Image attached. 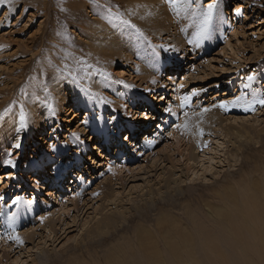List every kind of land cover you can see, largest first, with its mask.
<instances>
[{"label": "rangeland", "instance_id": "374dc122", "mask_svg": "<svg viewBox=\"0 0 264 264\" xmlns=\"http://www.w3.org/2000/svg\"><path fill=\"white\" fill-rule=\"evenodd\" d=\"M230 1L234 5L225 7L227 0H214L221 21L215 27L211 19L203 32L202 16L177 15L170 5L162 14L129 0L0 3V124L11 114L16 118L11 122L17 121L0 146V264H106L117 248L135 247L133 235L156 219L181 214L182 205L191 212L205 210L206 201H190L189 195L206 186L212 187L204 190L205 198L227 188L244 189L249 207L255 206L253 215L263 220L250 223L264 237V107H219L240 96L250 100L253 92L264 97V0ZM212 2L195 0L193 10L205 12ZM98 3L110 5L112 16L122 14L131 26L114 20ZM248 75L255 77L251 83ZM163 90L165 103L154 106ZM71 92L80 99L75 111L67 103ZM27 96L35 100L25 104L22 97ZM54 96L65 99L63 107L44 116L46 121L35 116L32 122L26 106L41 102L53 108ZM185 96L191 97L187 105L182 104ZM22 111L28 117L24 129ZM185 112L186 132L177 128ZM69 118L74 123L66 126ZM36 123L43 129L41 143L32 141ZM97 125L100 134L90 130ZM158 125L162 128L156 130ZM78 131L83 134L75 141ZM16 142L20 148L11 147ZM25 143L37 147L20 156ZM53 146L60 150L54 158ZM96 147L102 151L95 152ZM8 152L14 168L4 163ZM45 157L49 174L32 182ZM104 215L113 222L93 232ZM180 217L181 230L194 232ZM54 229L60 233L52 238ZM13 234L23 243L10 239Z\"/></svg>", "mask_w": 264, "mask_h": 264}, {"label": "bare ground", "instance_id": "6f19581e", "mask_svg": "<svg viewBox=\"0 0 264 264\" xmlns=\"http://www.w3.org/2000/svg\"><path fill=\"white\" fill-rule=\"evenodd\" d=\"M129 1L133 3H138V5L146 7L147 10H151L152 13L159 11L160 13L163 14L166 12L167 8L169 9V6H168L169 4L165 2L166 0H129ZM227 3L228 4H226L225 7L229 5L230 6L234 5V2L230 0H227ZM215 12L216 14L213 13L211 19L212 20L214 19V22H216L215 27H217L221 21L222 16H221V11L219 9L217 10L215 9ZM171 25L174 26L173 24ZM116 38H119V37H114L113 39L115 40ZM109 48H110V43H108L106 47L102 48V52L103 50L107 51ZM144 70L146 71V73H148L150 68L146 67L144 68ZM147 80H149V78ZM152 83H155V82H152ZM69 84H71V82ZM92 84H93L92 82H89V86L93 87ZM23 86L25 87V85ZM69 89L72 90L70 86L68 90ZM164 92H166V90L161 91V93L157 97V100L155 102H152L154 106L158 105L157 107H159L160 103L162 104L165 103L167 96L166 94H164ZM71 94H72L70 98L71 100L68 101L67 103L70 104V106H74L73 110L75 111L76 105L78 104L80 99L77 93L75 94L74 92H71ZM34 97L35 96L22 97V100L24 101L25 104H28L27 101L33 102L35 100ZM54 97H55L53 100L54 105H53V108H50V109L48 106L42 107L43 105L41 104L40 101H39L40 104H38V106H36V104L28 105V106L25 105L28 110V117L31 118L32 122L35 123V116L38 119H40L39 122L46 121L45 120L46 118L44 116L47 117V115H49L50 112H53V109H57V108L59 109L63 107L61 106V102H62V105H64L65 99L62 96L60 97L54 96ZM247 98L248 97H246L245 95L246 100H248ZM252 99H253V96H250V100L248 101H251ZM91 102L92 101H90L89 103L91 104ZM237 105H238V108L241 106L245 107L244 104H237ZM114 107L116 108L121 107V110H123V106H121L119 103L115 102ZM249 107H252V105H250ZM161 108L162 106L159 109ZM64 109L66 111L71 110V108L68 107L67 105L66 107L64 106ZM7 118L8 117H5V120H3V122L0 124V126L2 125L3 127H5V133L0 134V146L1 144L4 143V141L6 140V137H8V135L11 134V133H8L14 127V126L11 127V125H15V123L17 122L15 121L16 118H14L12 114L10 118L8 119ZM11 118L15 120L11 122L12 121L10 120ZM71 118L75 120L77 118V115L73 114ZM99 121L102 122V120H99ZM66 123H67L66 124L67 126L68 123H74V122L72 119L69 118L68 122ZM49 124L50 123L48 122L45 126L50 127ZM39 127L40 125H37L36 123L35 126L33 128L31 127L32 129H30V133L32 134V132L36 130L35 128H37L36 133L34 132L35 133L34 135H36L35 136L36 138L32 140L33 143H38L39 140L42 138L41 137L42 135L39 133L43 131V129L41 130L39 129ZM161 128L162 126L158 125L156 130L161 129ZM92 129H94L99 134L103 131L101 130V127L99 125L92 126L90 130ZM13 130L14 128L11 131ZM65 130H67V128L63 129V131ZM75 134H76V137H78L79 135L83 134V132L78 131V132H75ZM147 137L148 135L146 136V138ZM75 141H77L76 138H75ZM33 143L32 144L25 143L24 148L22 150H19V152L21 151L20 156L26 155V152L24 151V149L25 150L32 149L33 147L36 148L37 146H34ZM56 149L57 148H55V150ZM98 149L99 148L96 147L95 152H98ZM52 150L53 148L51 147L50 152H49L51 153L50 154L51 157H53L52 155H54L55 152L57 153L60 151L59 150V151L51 152ZM99 150L102 151L101 149ZM193 150H195L194 147H193ZM66 152L67 150L64 151V153ZM67 155H70V153H68ZM187 158H186L187 160L192 161L193 155L191 156L189 155ZM90 162L93 164L94 160L91 159ZM48 163H50V161H49V158H46V157L43 158V160L39 162V165H40V167L38 168L39 170L37 171L36 176H34L35 178L31 177L32 182H37V180L45 179V176L42 174L44 173L45 175L49 174V170L47 169ZM98 163L99 162H97L96 164ZM186 164L188 165L190 163L186 162ZM53 173L54 175L56 174L55 175L56 178L60 177L58 176L57 172H53ZM41 175L42 177H40ZM61 179L62 177L55 180V182H58V181L60 182ZM115 179H117L121 183L127 182L126 179L121 176L115 177ZM25 186H28L27 183H25ZM62 186H63V183H61V190L63 191L64 189ZM208 187L209 186H206L205 189L199 190L200 192L198 191L197 194L189 195L191 198L190 201H194V202L206 201L202 205V206H206L205 210L203 211L198 210V212H191L189 211L188 205H182L181 214L174 213L169 216L167 215L166 217H163L162 219L158 218L160 220L156 219L153 226H150V228L149 226L147 228L143 227L140 230L136 231V233L131 238V241L136 243V246L133 248L128 247L127 249L117 248L118 250L117 255L115 254L116 256L113 255V257H110V258L108 257V260H106L105 263L106 264L108 263H115V264H264V237H261L255 231L256 224L254 227V224L250 223V221H252L253 219L255 220L257 216H256V213L255 215H253L254 214L253 208L255 206H253V208L249 207L250 203L248 202L249 198L246 194V191L240 188L239 189H234V188L228 189L227 188L222 193L212 192L213 193L212 195L208 194L207 196L208 198H205L206 195H204V192H205L204 190L207 191V189H210L212 186H210L209 188ZM48 193H49L48 194L49 196L50 192ZM62 198L63 196H61L60 199ZM172 201H177V200L173 198ZM23 208H24V205H23ZM140 209H142V207ZM33 210L34 209H32V211ZM142 210L147 211V209H142ZM143 212H144L143 214L141 213L142 214L141 217H144V216L146 217V214H145L146 212L145 211ZM258 213L260 212L258 211ZM180 215H182L183 218H185L186 221L191 224V226L195 229L194 232L188 233L185 230H181ZM260 216H263V214L260 213ZM110 217L111 216L104 215L101 220H98L97 223L95 222L96 225L93 228L94 230L93 232L96 233L99 230H102V227L109 225L111 221L113 222L112 218ZM202 217L207 219V221H202L200 219ZM256 219L261 220L262 218H259V219L256 218ZM261 222H263V220L260 221V224L259 223L258 224L261 225ZM48 226H51V223L47 224V227ZM50 229L52 228L50 227ZM61 230H63V232L67 231L66 228L64 227L61 228ZM58 231L55 233V229H54L52 238H54L55 236L58 235V233H60V231L59 232ZM91 231L89 230L87 233L89 234V232ZM262 232H263V229H262ZM61 234L63 235V233ZM115 258H121V260L118 261Z\"/></svg>", "mask_w": 264, "mask_h": 264}, {"label": "snow or ice", "instance_id": "6c2138e0", "mask_svg": "<svg viewBox=\"0 0 264 264\" xmlns=\"http://www.w3.org/2000/svg\"><path fill=\"white\" fill-rule=\"evenodd\" d=\"M11 2H12V0H0V3H9L10 4ZM194 2H195V0H167V3L170 5V7L172 8V10L177 15H180V14L185 13V12H191L193 15H197L198 14V15L202 16L203 27L201 29V32H203L206 29V26L211 21L212 14H213V10L215 9L216 4H215V2L213 0L212 3H208L207 4V10L205 12H197V11L193 10ZM97 7H100L102 10H104L107 15L112 16L113 9L107 3H104V4L98 3L97 4ZM235 12H236L237 15H239L240 12H241V9L240 8H236L235 9ZM112 18L114 20L120 21V23L123 24V25H129V26H131L130 25V22L127 19H125L122 14H120L118 12L116 13L115 16H112ZM141 35H142V33H141ZM254 78L255 77L253 75H248L247 80H248L249 83H251L254 80ZM180 87L182 88L183 85H180ZM244 87L247 88L248 87V84H245ZM195 95H198V93L195 92V91H193L192 92V96H195ZM190 99H191L190 96L183 97L182 104L183 105H187L189 103ZM229 103H231L233 105H236V104H244L245 105V111H249V110H251L249 106L250 105L257 104V103L261 107H264V97L257 96L255 94V92H253V99L251 101L246 100L244 98V96H240V97H237L235 100L230 101L228 103H221L219 105V107L222 108V109H224L225 111H227L228 110V104ZM167 111L171 112V109L169 108V109H167ZM203 111L204 112H207L208 109H204ZM52 114L53 115L55 114L54 110H53V113ZM184 116L186 117L184 123L181 124V125H177V128L180 129V130H182V131H184V132H186V131L189 130V121L187 119L188 113L185 112L184 113ZM0 119H2V116H0ZM27 126H28V117L22 111L21 112V115H20V128L21 129H24V128H27ZM196 127L199 130V134L202 136L203 135V131L201 129H199V125H196ZM73 137L76 138V139H78V137H76V134L75 133H73ZM124 139H128V137H125ZM153 142L154 141H152V140L147 141V143H149V144H151ZM11 147H13V148H20V143L19 142H16L13 145H11ZM53 151H55V146H53ZM11 155H12L11 152H8L7 153V156L9 158H7L4 161V163L7 166H9V167H13L14 168L16 166V162H15L14 159L11 158ZM108 170L109 171H112V168L109 167ZM0 198H2V197H0ZM18 200H19V197H17L15 200H13L12 203L15 204ZM41 219H43V218H41ZM9 238L15 240L17 243H20V244L23 243V241L20 240L19 236L16 235V234H13Z\"/></svg>", "mask_w": 264, "mask_h": 264}]
</instances>
